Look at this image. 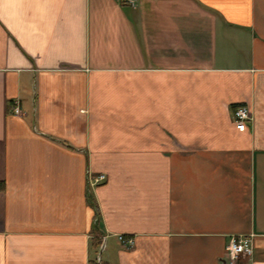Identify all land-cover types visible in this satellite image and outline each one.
I'll use <instances>...</instances> for the list:
<instances>
[{
    "label": "crops",
    "instance_id": "1",
    "mask_svg": "<svg viewBox=\"0 0 264 264\" xmlns=\"http://www.w3.org/2000/svg\"><path fill=\"white\" fill-rule=\"evenodd\" d=\"M0 182V264H264V0H0Z\"/></svg>",
    "mask_w": 264,
    "mask_h": 264
},
{
    "label": "built area",
    "instance_id": "2",
    "mask_svg": "<svg viewBox=\"0 0 264 264\" xmlns=\"http://www.w3.org/2000/svg\"><path fill=\"white\" fill-rule=\"evenodd\" d=\"M127 5H136L137 0H120ZM12 112L17 116L22 115V110L19 100H15L12 104ZM235 123L240 131L248 129L253 122V115L248 107H239L235 110ZM89 188H96L104 184L107 180L106 175L99 174L95 176L92 172L87 174ZM120 242L125 247H132L134 245L133 239H127L124 236H119ZM105 250V245L101 246V252ZM253 254V239L252 236L234 237L231 239L228 250L227 260L229 264H237V262L243 257H251ZM100 262V258L98 260Z\"/></svg>",
    "mask_w": 264,
    "mask_h": 264
},
{
    "label": "trees",
    "instance_id": "3",
    "mask_svg": "<svg viewBox=\"0 0 264 264\" xmlns=\"http://www.w3.org/2000/svg\"><path fill=\"white\" fill-rule=\"evenodd\" d=\"M4 187H5L4 183L0 182V190H4Z\"/></svg>",
    "mask_w": 264,
    "mask_h": 264
},
{
    "label": "rangeland",
    "instance_id": "4",
    "mask_svg": "<svg viewBox=\"0 0 264 264\" xmlns=\"http://www.w3.org/2000/svg\"><path fill=\"white\" fill-rule=\"evenodd\" d=\"M103 254V253H102Z\"/></svg>",
    "mask_w": 264,
    "mask_h": 264
}]
</instances>
